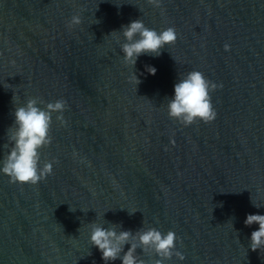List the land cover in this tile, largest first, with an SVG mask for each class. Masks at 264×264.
<instances>
[{
    "label": "water",
    "instance_id": "water-1",
    "mask_svg": "<svg viewBox=\"0 0 264 264\" xmlns=\"http://www.w3.org/2000/svg\"><path fill=\"white\" fill-rule=\"evenodd\" d=\"M74 15L82 22L69 30ZM138 18L157 32L173 27L177 40L133 69L122 33H111ZM191 71L222 85L210 92L211 123L168 115ZM28 99L42 109L65 100L66 124L52 114L45 180L0 173V264H105L90 223L175 232L185 259L164 264H264V250L249 247L259 225L244 224L264 215V0H0V161Z\"/></svg>",
    "mask_w": 264,
    "mask_h": 264
},
{
    "label": "clouds",
    "instance_id": "clouds-1",
    "mask_svg": "<svg viewBox=\"0 0 264 264\" xmlns=\"http://www.w3.org/2000/svg\"><path fill=\"white\" fill-rule=\"evenodd\" d=\"M161 2L162 0H147V3L156 8L161 7ZM81 22L80 16L74 15L67 27L71 30ZM113 33H118L117 40L122 33L126 41L121 45L123 63L133 69L139 56L147 54L158 57L166 45H172L177 40L176 30L173 27L157 32L155 29L146 27L139 18L111 34ZM224 49L229 51L230 45L225 44ZM147 71L152 75L156 73L155 67L151 66L147 67ZM129 81L135 85L140 83L135 71L129 77ZM218 87L222 85L211 82L202 72H188L174 85V97L168 100L167 104L169 117L184 126L197 121L211 123L216 119L217 113L213 107L210 92ZM43 103L38 99H28L26 105L15 107V120L7 130L8 143L4 145L12 146L8 154L0 161L2 165L0 173L9 177V183L36 185L52 174L55 161L43 162L41 167L40 150L52 142L50 135L52 114L59 113L56 119L61 124H66L63 112L67 108V102L58 99L47 103L43 109L38 107V104ZM253 206L259 208L254 203ZM244 224L249 227L253 224L259 225V229L251 233L249 247L254 252L264 250V215L248 214ZM90 228L91 244L102 253L105 264L117 259H120L122 264H146V261L137 254V249H141L145 254L154 253L160 257L154 261V264H164V261L171 259L173 255L181 261L185 259L180 251L175 250L176 241L179 238L171 230L166 234L154 227L142 228L135 233L130 230L117 232L116 225L104 228L96 223H90ZM125 245H130L126 252Z\"/></svg>",
    "mask_w": 264,
    "mask_h": 264
}]
</instances>
